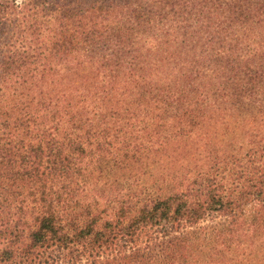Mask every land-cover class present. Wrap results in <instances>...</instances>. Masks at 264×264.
Returning <instances> with one entry per match:
<instances>
[{
  "label": "trees",
  "instance_id": "16d2710c",
  "mask_svg": "<svg viewBox=\"0 0 264 264\" xmlns=\"http://www.w3.org/2000/svg\"><path fill=\"white\" fill-rule=\"evenodd\" d=\"M259 25L264 0H0V264H98L264 203V147L248 169L218 133L264 105Z\"/></svg>",
  "mask_w": 264,
  "mask_h": 264
},
{
  "label": "rangeland",
  "instance_id": "374dc122",
  "mask_svg": "<svg viewBox=\"0 0 264 264\" xmlns=\"http://www.w3.org/2000/svg\"><path fill=\"white\" fill-rule=\"evenodd\" d=\"M38 20H42L41 16L30 15L32 23H37ZM26 21L21 32L33 34ZM5 30L8 32H4ZM10 30L7 27L0 28V38L5 40ZM239 32L244 36L250 34L244 28ZM253 33L259 34V37L264 36V27L259 25V31ZM39 34L50 37L45 31ZM209 83L214 85V82ZM262 108L264 105L258 103L256 108L249 110L252 111L250 113L243 111L239 115H231L226 125L218 128V133L226 136L221 147L230 155L235 153L244 159V165L248 169L259 167L262 159L264 114L259 113ZM220 143L219 139H213L207 148L209 151H217ZM251 151L254 153L250 154ZM129 169L131 171L119 173V176L132 178L137 175L132 171L135 166L132 165ZM133 180L131 184L136 187L137 179L134 177ZM148 186L149 184L146 185ZM110 217H113L112 214ZM111 252L110 250L101 255L104 261L98 264H264V203L243 206L235 218L229 216L208 219L180 233H171L159 247L143 248L125 255ZM81 264L89 263L83 260Z\"/></svg>",
  "mask_w": 264,
  "mask_h": 264
}]
</instances>
